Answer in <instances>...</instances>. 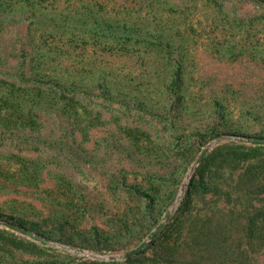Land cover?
<instances>
[{"label":"rangeland","instance_id":"374dc122","mask_svg":"<svg viewBox=\"0 0 264 264\" xmlns=\"http://www.w3.org/2000/svg\"><path fill=\"white\" fill-rule=\"evenodd\" d=\"M29 4L90 28L48 41L108 84L0 129V264H264V0ZM107 24L151 48L108 53Z\"/></svg>","mask_w":264,"mask_h":264},{"label":"trees","instance_id":"16d2710c","mask_svg":"<svg viewBox=\"0 0 264 264\" xmlns=\"http://www.w3.org/2000/svg\"><path fill=\"white\" fill-rule=\"evenodd\" d=\"M67 19L56 10L32 6L29 0H0V129L33 132L43 119L76 120L81 116L77 107L92 95L94 85L101 88L106 84L105 74L95 78L70 69V55L64 56L61 49L50 45L54 37L63 36L69 47L76 31L83 34L90 29ZM96 33L105 36L102 43L110 54L133 45L151 48V43L131 41L126 28L107 24ZM253 141L262 140L256 137ZM12 176L19 183L35 186L40 172L37 167L31 171L24 167Z\"/></svg>","mask_w":264,"mask_h":264},{"label":"water","instance_id":"95a60500","mask_svg":"<svg viewBox=\"0 0 264 264\" xmlns=\"http://www.w3.org/2000/svg\"><path fill=\"white\" fill-rule=\"evenodd\" d=\"M249 140H252V139H249ZM8 225H10V224H8ZM11 227H14L13 225H10ZM14 228H16V227H14ZM17 230H19V231H21V229H19V228H16ZM36 239L38 240V241H40V242H47L45 239H43V238H40V237H36ZM145 244L146 243H144L142 246H140L139 248H137L136 250H133L132 252H130V253H128L127 255H126V257L125 258H129V257H131V256H133V255H135V254H137L139 251H141L144 247H145ZM95 258H97L96 256H94ZM108 259L109 260H111V259H113V257H108Z\"/></svg>","mask_w":264,"mask_h":264}]
</instances>
